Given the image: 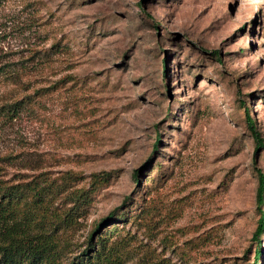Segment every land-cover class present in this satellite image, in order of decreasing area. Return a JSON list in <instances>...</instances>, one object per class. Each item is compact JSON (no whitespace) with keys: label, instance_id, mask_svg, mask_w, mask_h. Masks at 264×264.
<instances>
[{"label":"rangeland","instance_id":"374dc122","mask_svg":"<svg viewBox=\"0 0 264 264\" xmlns=\"http://www.w3.org/2000/svg\"><path fill=\"white\" fill-rule=\"evenodd\" d=\"M0 58L27 68L0 101H30L0 179L71 209L67 260L117 207L93 239L120 264H264V0H2Z\"/></svg>","mask_w":264,"mask_h":264},{"label":"trees","instance_id":"16d2710c","mask_svg":"<svg viewBox=\"0 0 264 264\" xmlns=\"http://www.w3.org/2000/svg\"><path fill=\"white\" fill-rule=\"evenodd\" d=\"M2 0H0V3ZM37 52V51H35ZM20 70L25 71V66L16 67L15 63H3L0 58V83L5 80L16 83L20 80ZM27 96L15 100L0 101V118L4 122L12 121L19 117L30 101ZM247 126L252 133L256 144V151L264 146L262 138L256 129L255 123L247 108L244 109ZM257 154V153H256ZM10 159V155H6ZM36 176L34 179L9 182L0 179V264H120V257L113 259L102 255L106 248L101 237L94 240L93 232H97L110 220L117 211L111 210L94 227V231L86 238V246L82 251L67 260L65 250L72 246V241L66 234L76 222L71 209L64 211L61 217L54 214L50 205L45 200L42 187ZM256 202L260 212L258 223L252 238L257 239L264 229V173L258 170ZM87 199L84 190H80L74 197V202L80 208ZM78 209V208H77ZM79 210V209H78ZM75 211V215L78 214ZM260 254L259 249L255 256Z\"/></svg>","mask_w":264,"mask_h":264}]
</instances>
